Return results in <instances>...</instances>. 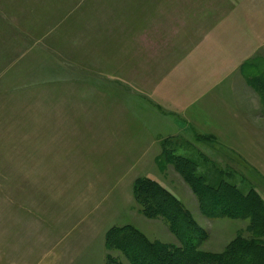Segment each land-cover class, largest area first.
Segmentation results:
<instances>
[{
	"label": "rangeland",
	"instance_id": "1",
	"mask_svg": "<svg viewBox=\"0 0 264 264\" xmlns=\"http://www.w3.org/2000/svg\"><path fill=\"white\" fill-rule=\"evenodd\" d=\"M162 1L135 3L141 8L151 2L154 9L167 3L169 22L164 29L170 32L182 23L185 29L191 21L199 24L200 32L190 28L184 35L186 62L196 52L193 33L204 35L215 18L211 9L214 6L218 14L226 0ZM233 2L246 6L251 34L264 39V0ZM125 3L0 0V264H134L132 257L108 242V230L124 225L158 242L154 254L163 257L160 264H171L164 260L178 252L182 238L163 216L144 211L134 189L139 177L155 179L177 198L199 228L198 251L224 254L242 239L264 241V46L253 57L259 72L231 74L229 82L213 92L218 116L227 128L225 137L198 132L187 114L161 106L144 88L134 89L128 81L137 80L141 87L148 83L164 96L170 93L173 83H166L165 89L160 81L171 77L180 60L156 58L159 46L167 45L161 35H154L149 57L138 51L131 60L135 65L118 80L96 73L91 67L96 60H81L83 54L94 52L95 33L90 36L86 30L92 29L90 24L96 26L97 14L104 23L112 13H128ZM155 59L157 68L148 69L161 74L139 73ZM74 62L78 64L72 67ZM73 70L79 72L70 73ZM78 112L84 116L76 120ZM161 115L182 119V131L145 138L143 122L156 123ZM147 148L153 153L142 157L136 153L137 163L142 160L133 164L131 152ZM166 150L174 154L175 162L165 160ZM193 171L212 186L234 185L255 207L259 224L233 214L240 210L235 199L199 184L202 197L186 178ZM125 234L120 242L135 240ZM145 255L139 256L143 260Z\"/></svg>",
	"mask_w": 264,
	"mask_h": 264
},
{
	"label": "crops",
	"instance_id": "2",
	"mask_svg": "<svg viewBox=\"0 0 264 264\" xmlns=\"http://www.w3.org/2000/svg\"><path fill=\"white\" fill-rule=\"evenodd\" d=\"M127 1L128 3H125L127 6L124 10H128V13L124 15H118L115 13H112L110 16L105 15L108 19L105 17L106 21L103 23V18H100V15L97 14L96 26L90 24L92 29L89 31L88 29L86 30L89 35L92 32L95 33V37H93L96 38L93 39L95 42L91 41L94 48L91 52H94L93 54L86 53V56L83 54L84 56H81V60H96V63L92 62L91 64V67H95L96 73L114 77L110 78L112 80H118L121 78L119 76L120 74H124L128 70L130 71L131 65H135V62H132L131 60H135L138 57V51L146 52L143 56L144 58L147 59V57H149V51L151 52L150 47L152 46L154 35H161L160 41L167 42V45L163 47L159 46L156 50V58H168L170 56L173 60H180V62H178V69L170 74L171 77L166 80L167 82L160 81V84H162L165 89L168 87L166 83H173L170 86V88L172 87L170 93L167 96H164L156 89L151 88L148 83L141 87L140 82L137 80L129 79V83L134 85V89L144 88L143 90H145L146 93H148V95H150L152 99L161 106L168 107L180 115L187 114V117L189 118L187 120L192 121L194 128L198 132L215 133L219 137L223 135L225 137L227 133L223 134V132L226 131L227 128L221 117L218 116L219 112L217 107H215L216 102L214 101H217V98H215L213 92L222 83H225L226 81L229 82L228 79L231 74H254L257 66L253 63V59L256 58L254 57V54L264 46L263 36L259 34L254 35V31H252L251 34V31L249 30V26L253 25L249 20L250 16L246 6H239L237 3H234L233 0H226L224 2L225 6L218 8V14L216 9H213L214 6L212 9L209 8V10H212V12H210L215 18L210 20V27L204 35L193 33L192 47L196 52L188 55V59L185 62V60H183L184 46L182 45V43H184V35L190 30V28H193V32H195V30L196 32L197 30L200 32L199 24L196 23L195 25V21H191V25L186 24V27L189 29H185L184 23H182L180 28L178 27L176 30L170 32L168 29H164V23L168 24L169 22L167 3L165 6L161 4L159 8L154 9L151 8V6H153L151 2H145L144 6L139 8L137 3H135L136 0ZM162 2L163 1L160 0V3ZM114 10L115 8L112 11ZM139 10L143 11V13H139ZM216 16L219 18L218 21H216ZM196 17L198 22L200 16L197 14ZM194 35H196V37ZM106 37L108 39H106ZM199 38H201V40H199ZM104 39L109 41L102 42ZM169 41H171V45L168 44ZM148 44H150V46H148ZM173 51L176 54H171ZM198 52L201 55H197ZM215 52H218V56H214ZM236 52L237 54L234 56V53ZM151 58L153 57L151 56ZM251 58L252 60H250ZM150 62L153 66H148L145 71L140 70L139 73L161 74L162 71L151 70L157 68L155 65L158 61L155 59V61ZM87 63L79 64L80 66H86L88 65ZM217 63H219V66ZM75 64H78V62H74L71 66H77ZM198 64H203L205 66L203 68L206 69H199ZM214 64H216V66L213 68ZM217 66L220 67V69L217 68ZM249 67L252 68V70H249ZM148 68L151 69L149 70ZM218 69L219 71L217 72ZM73 71L70 73L73 74L79 72ZM217 74L220 77L216 79ZM203 75L206 76L203 77ZM200 76H202V78H200ZM80 86L84 87V85ZM193 92L195 93L192 94ZM185 98H187L186 101ZM71 103H73V100ZM82 116L84 115L78 112L75 119L79 120ZM93 117L94 116L88 118V120L92 122ZM156 118L158 121L156 123H154V121L149 122L148 120L143 122L145 124V131L143 133L146 135L145 138H148L149 140H153L159 136L174 134V132H181L185 124L182 119H178L173 115H168L167 118H165L164 115H161L158 117L156 116ZM141 149H138V152H136V149L134 152H131L134 156L133 164L137 165L142 160L139 161L142 155L145 156L153 153L151 148H147L144 151H141ZM136 153L141 156L138 158V163L135 157ZM116 154L123 153L118 151ZM125 161L124 164H127V160Z\"/></svg>",
	"mask_w": 264,
	"mask_h": 264
},
{
	"label": "trees",
	"instance_id": "3",
	"mask_svg": "<svg viewBox=\"0 0 264 264\" xmlns=\"http://www.w3.org/2000/svg\"><path fill=\"white\" fill-rule=\"evenodd\" d=\"M255 69L256 72H259V69ZM164 155L167 162H175L172 152L166 150ZM160 159L162 160L161 157ZM185 175L187 180L192 182V185H194L195 189L202 197L203 194L198 191L199 184L216 192L218 195L235 199L238 204H240V210L233 214L240 217H250L252 225L259 224V218L257 217L256 220L255 216V207L248 204L243 194L237 191L234 185L231 184V186L226 182L223 183L220 188L219 186L207 184L205 180L197 176L195 172L192 174L186 173ZM134 189L135 195L138 201L143 205L144 211L151 216H163L173 226L174 231L182 238V247L179 249L180 251L178 250V252H174L173 255L168 256V260L165 258L164 261L167 263L264 264V241L259 238L251 240L242 239L237 245L224 254L198 251L195 247L197 243L195 232L199 230V228L196 223L192 221L191 217L183 212L182 205L170 191L161 183L149 177L137 178ZM124 233H128L125 235H129V238L130 236H134L135 240L120 242L118 239L122 237ZM107 238L110 246L119 247L123 252L132 257L134 264H144L143 260L146 261V264H160L163 260V257L154 254L156 252L155 246H157L158 242L149 241L143 233L133 226H113L108 230ZM140 254H146V259L143 258L142 260L141 256H139ZM135 256L137 259L134 258Z\"/></svg>",
	"mask_w": 264,
	"mask_h": 264
}]
</instances>
